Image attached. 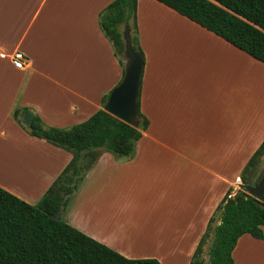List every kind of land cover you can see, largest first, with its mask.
I'll return each mask as SVG.
<instances>
[{"label":"crops","instance_id":"0c3cea01","mask_svg":"<svg viewBox=\"0 0 264 264\" xmlns=\"http://www.w3.org/2000/svg\"><path fill=\"white\" fill-rule=\"evenodd\" d=\"M113 1L0 0V187L30 205L72 155L28 135L12 111L70 128L102 108L123 76L98 24ZM135 19L148 126L131 158L99 150L61 216L128 259L189 264L264 140V64L156 0H137ZM262 231L238 239L233 264H264Z\"/></svg>","mask_w":264,"mask_h":264},{"label":"trees","instance_id":"16d2710c","mask_svg":"<svg viewBox=\"0 0 264 264\" xmlns=\"http://www.w3.org/2000/svg\"><path fill=\"white\" fill-rule=\"evenodd\" d=\"M137 0H114L98 16V24L122 65V27L130 31L131 44L139 47L135 19ZM212 32L264 64V0H156ZM108 94L102 98V106ZM28 108L15 107L13 119L30 136L42 139L72 155L70 162L36 205H30L0 187V264H160L155 259L131 260L90 238L60 218L77 185L92 167L100 149L131 158L148 121L140 112L139 126H130L99 109L86 121L70 128L45 126L33 116L25 126ZM264 156V140L241 172L242 185H250ZM230 191L210 217L189 264H204L202 247L212 232L207 264H233L232 251L243 235L263 239L264 202L241 187ZM230 196V197H229Z\"/></svg>","mask_w":264,"mask_h":264},{"label":"water","instance_id":"95a60500","mask_svg":"<svg viewBox=\"0 0 264 264\" xmlns=\"http://www.w3.org/2000/svg\"><path fill=\"white\" fill-rule=\"evenodd\" d=\"M124 41L123 47V76L120 82L110 91L107 100L102 106V110L112 115L118 120L133 126H139L137 118L138 100L140 94V83L143 70V57L134 50L128 28L122 32ZM33 118V112L28 111L23 114V123L28 126ZM245 192L264 202V173L254 180L250 185H240ZM57 215L55 219H59ZM133 264H147L136 262Z\"/></svg>","mask_w":264,"mask_h":264},{"label":"rangeland","instance_id":"374dc122","mask_svg":"<svg viewBox=\"0 0 264 264\" xmlns=\"http://www.w3.org/2000/svg\"><path fill=\"white\" fill-rule=\"evenodd\" d=\"M264 173V156H262L261 158H260V161L258 162V165H257V168H256V171H255V174H254V177L256 178V177H258V176H260V175H262ZM25 180H27V179H25ZM22 182H24V181H22ZM241 182V181H240ZM26 183V182H25ZM24 184V183H23ZM240 185H242V183H240L239 184V187H240ZM237 188V189H232L231 190V192H230V196H233L234 194H235V192L236 191H238L240 188ZM45 194V193H44ZM44 194H43V196H44ZM43 196H41L36 202H34L33 204H31V205H36L40 200H41V198L43 197ZM229 196V197H230ZM71 198H70V200L68 201V203H67V205H66V207L64 208V210L66 211V209L68 208V206H70L71 205ZM30 204V203H29ZM66 214V213H65ZM65 214H63V215H65ZM63 215L61 216V219L63 220ZM64 221V220H63ZM212 232H210V234L208 235V237L207 238H205V241H204V245H203V247H202V255H201V258L203 259V262H204V264H207V261H208V255H207V252H208V248H209V245H210V243H211V240H212Z\"/></svg>","mask_w":264,"mask_h":264},{"label":"built area","instance_id":"2783aa9c","mask_svg":"<svg viewBox=\"0 0 264 264\" xmlns=\"http://www.w3.org/2000/svg\"><path fill=\"white\" fill-rule=\"evenodd\" d=\"M11 63L15 68L23 69L27 64V60L23 55L17 52L11 57ZM238 182H240V180Z\"/></svg>","mask_w":264,"mask_h":264}]
</instances>
